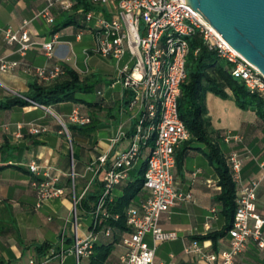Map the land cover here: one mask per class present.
I'll return each mask as SVG.
<instances>
[{
    "label": "crops",
    "instance_id": "0c3cea01",
    "mask_svg": "<svg viewBox=\"0 0 264 264\" xmlns=\"http://www.w3.org/2000/svg\"><path fill=\"white\" fill-rule=\"evenodd\" d=\"M45 4L46 0H0V58L17 62L7 71L0 68V102L13 94H25L29 91L30 82L35 79L41 82L55 79L42 80L34 72L35 66L51 68L62 64L76 69L82 75L96 72L103 76V81L93 93L95 98L92 99L99 101L102 109L92 110L83 103L73 102H59L46 107L36 104L0 107V264H28L32 257L45 256L56 245L64 229L67 233L66 246L72 245L74 198L73 193L68 194L72 165L74 170L75 165L77 167L75 180L77 179L78 190L81 191L80 199L87 190L102 186V175L93 177V173L86 170L87 165L102 154L113 158L119 151L129 147L137 123V112L129 109V103H124L125 97L128 95L132 98L133 94L117 79V61L110 69L100 58H96L93 64L90 63L98 55L93 50L96 40L92 29L84 22L82 8L77 11L72 8L63 9L61 3H57L53 9L55 21L48 23L43 17H36ZM101 7L100 9H107L104 5ZM65 13H69L76 21L55 31V23L60 17L63 22ZM27 18L31 19L34 43L22 53L17 43L9 44L6 41L5 30L8 27L18 28L23 19ZM55 33L58 35L55 53L53 57H48L42 43L50 40ZM76 46H81L84 55L82 60L75 50ZM98 89L102 90L101 94L97 93ZM228 94L227 97H222L210 91L206 95L210 138L226 157L231 151L249 154L243 160L237 190L252 179L260 180L257 188V211L264 218V119L256 110L238 106L230 90ZM76 106L90 116L95 114L98 124L91 139L79 140L83 146L79 159L73 157L69 129L66 131L62 127V121L66 124L73 123L69 114ZM28 122L41 124L46 130L30 133L26 127ZM19 125L23 127L20 128ZM121 131L124 135L114 141ZM18 132L21 135H17ZM149 149L150 147H143L140 158L129 170L128 178L115 187L113 198L122 193L123 186L131 178V170L139 168L147 159ZM208 151L209 144L196 139L185 140L176 150V156L182 152L184 156L181 161H176L173 168L175 186L184 192H190L192 198L178 201L161 214L162 227L175 230L178 237L156 245L157 260H175L176 264H218L217 260L209 262L200 259L196 253L185 251V247L193 240H198L206 252H220L230 246L228 233L215 242L211 238H197L221 230L228 224L222 202L218 198L221 186L216 166L208 158ZM31 160H36L42 170L47 166L53 167L52 171L60 177L59 184L64 187L63 194L48 199L40 208H35L37 193L32 184L35 174L28 167ZM146 194L147 190L142 188L131 204H138ZM77 210L80 218L87 215L83 209ZM89 222L80 225L81 233L88 231ZM125 233L127 232L123 234ZM123 234L106 264H121ZM111 236L99 234L97 241L109 240ZM68 238L71 240L68 241ZM146 239L153 244L150 235ZM47 241L51 245L39 252L37 245ZM85 260L87 264L88 258ZM234 264H264V247L248 240L236 256Z\"/></svg>",
    "mask_w": 264,
    "mask_h": 264
},
{
    "label": "built area",
    "instance_id": "2783aa9c",
    "mask_svg": "<svg viewBox=\"0 0 264 264\" xmlns=\"http://www.w3.org/2000/svg\"><path fill=\"white\" fill-rule=\"evenodd\" d=\"M106 6L103 9H81L84 22L94 33L96 45L94 52L117 61L118 80L132 91L129 109L137 112V123L132 134V141L124 150L113 158L102 154L90 162L86 170L93 177L102 175V189L87 212L90 218L88 231L81 233L75 195L76 172L72 166L70 176L73 189L74 207L71 221L72 245L66 246L67 233H60L56 245L43 257H32L28 264H64L67 252H73L76 264L88 258L99 234L111 236V225L103 224L112 214L108 202L113 199L117 185L129 176L140 158L147 140L154 138V144L147 151L146 169L143 188L146 196L138 204H130L127 209L126 222L130 231L123 234L121 243L124 251L120 255L121 264H176L175 260L168 262L157 260L156 245L165 240L178 237L175 230H168L160 224V216L178 201L191 199L190 192H184L175 186L173 168L176 165V150L182 142L190 137L179 113L178 99L181 95L182 83L186 78V59L190 51L189 37L196 33L201 36L204 44L215 50L219 56L227 59L233 65V74L244 82L252 91L264 94V74L241 55L197 9L187 0H91ZM74 0H46L45 6L36 14L46 22L53 23V9L61 3L63 9H71ZM115 6L113 7V4ZM112 4V5H110ZM31 19H23L18 28L8 27L5 30L6 41L17 43L19 51L24 53L33 43L30 28ZM80 36V34H78ZM58 35L55 33L50 40L42 43L46 55L53 57ZM199 48L194 52L198 53ZM127 57V60L125 59ZM125 62L121 64V61ZM133 63V64H130ZM16 61L0 58V68L7 71L14 67ZM36 75L42 80H51L64 74L62 64L51 68L35 66ZM102 93L101 89L97 90ZM33 104L42 105L32 101ZM73 123L86 124L91 116L84 113L80 107H74L69 114ZM147 122V125L145 123ZM23 127V125H19ZM26 127L30 133H40L46 127L35 122H28ZM62 127L68 131L67 124L62 121ZM17 135H21L20 132ZM124 135L121 131L120 136ZM238 138V136H233ZM248 153L231 151L227 160L231 167L234 180L241 179V169ZM29 170L35 174L32 182L36 189L37 201L35 208L43 206L48 199L64 193V187L59 184L58 173L51 166L42 170V166L31 160ZM42 174V175H41ZM259 179H252L237 190L236 211L228 230L230 246L220 252H206L198 240L185 247V251L196 253L200 259L218 264H234L236 256L246 246L248 240H253L259 247H264V218L257 211V188ZM117 218L118 215H115ZM150 235L153 244L146 239Z\"/></svg>",
    "mask_w": 264,
    "mask_h": 264
},
{
    "label": "trees",
    "instance_id": "16d2710c",
    "mask_svg": "<svg viewBox=\"0 0 264 264\" xmlns=\"http://www.w3.org/2000/svg\"><path fill=\"white\" fill-rule=\"evenodd\" d=\"M74 1L72 10L75 11L80 8L84 10L102 8L101 4L91 0ZM63 17V22L60 17L55 23V31L76 21L69 13H65ZM189 43L190 51L186 59L187 75L182 83L178 107L180 116L190 131L188 139L207 142L209 144L207 156L216 166L219 177L218 183L221 186L218 198L222 202V209L228 219V224L221 230L197 237L198 239L211 238L215 242L218 238L228 233L232 224L237 206V183L233 178L227 157L221 148L211 141V127L206 95L211 91L222 97H227L229 95L228 90H230L238 106L252 108L264 119V94L252 92L242 80L235 77L232 63L219 56L215 50L209 49L198 33L189 37ZM197 48L200 50L198 53H195L194 50ZM64 68V74L54 80L41 82L35 79L30 82L28 92L23 95L13 94L8 96L4 101L0 102V107L12 108L17 105L24 106L33 104L32 101H35L45 106L59 102H73L83 103L92 108V110L102 109L99 101H92L84 95L95 93L97 86L103 81V76L96 72L82 75L72 67L64 66ZM130 98L127 95L124 103L128 104ZM91 116V121L86 124H67L73 144L74 159H79L83 150V146L79 140L91 139L98 129L96 115L92 114ZM145 125H147V122ZM153 144L154 138L152 137L147 140L145 147H152ZM183 156V152L178 154L176 161H181ZM145 169L146 160H144L139 168L131 170V178L123 186L122 193L108 202L107 206L112 215L107 220L102 221L97 229H100L103 224L111 225L113 236L109 240H98L94 243L93 251L88 257L87 264H106L121 235L131 230L126 222L127 209L143 188ZM68 184L70 186L72 184L71 177L68 178ZM101 189L102 186L89 189L79 199L81 191L78 190L75 180V195L78 200L77 208L88 211L92 203L98 198ZM115 215H118V217L116 218ZM70 240L71 238H68V241ZM50 245L51 243L47 241L46 243L37 245V249L39 252L45 251Z\"/></svg>",
    "mask_w": 264,
    "mask_h": 264
},
{
    "label": "water",
    "instance_id": "95a60500",
    "mask_svg": "<svg viewBox=\"0 0 264 264\" xmlns=\"http://www.w3.org/2000/svg\"><path fill=\"white\" fill-rule=\"evenodd\" d=\"M264 74V0H187Z\"/></svg>",
    "mask_w": 264,
    "mask_h": 264
},
{
    "label": "rangeland",
    "instance_id": "374dc122",
    "mask_svg": "<svg viewBox=\"0 0 264 264\" xmlns=\"http://www.w3.org/2000/svg\"><path fill=\"white\" fill-rule=\"evenodd\" d=\"M113 4V7L115 6V4L114 3H112ZM112 4H110V5H112ZM76 52L78 53V55H79V57H80V59L82 60L83 58H84V55H83V53H82V51H81V46H76ZM98 55H96L92 60H90V63L91 64H93L94 63V60L96 59V58H100V59H102V60H104L103 62L105 63V64H107L108 65V69H110V67L111 66H113L114 64H115V60L116 59H112V57H105V56H103L102 57V55L100 54L99 55V53H97ZM126 60H127V57L125 58ZM125 59L123 60V61H121V64H123L124 62H125ZM130 64H133V63H130ZM102 69V68H101ZM85 97H87L88 99H90V100H92V99H94L95 98V95L92 93V94H85L84 95ZM73 166V165H72ZM139 167V166H138ZM72 168V167H71ZM75 170H77V167H76V165H75ZM89 176L90 175H88L87 176V179H89ZM77 178V177H76ZM76 181H77V179H76ZM72 193H73V189H72V187L71 186H69V189H68V194L70 195H72ZM81 220H80V222H81V226H83V222H88V221H90V218H89V216L88 215H85V216H83V217H81L80 218ZM29 259V258H28ZM85 259H83L82 260V264H86V260L84 261ZM64 264H76V259H75V255H73V253L72 252H67L66 253V256H65V259H64Z\"/></svg>",
    "mask_w": 264,
    "mask_h": 264
}]
</instances>
